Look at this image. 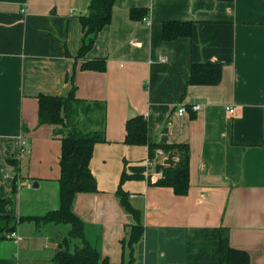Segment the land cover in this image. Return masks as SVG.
Wrapping results in <instances>:
<instances>
[{
    "label": "crops",
    "instance_id": "1",
    "mask_svg": "<svg viewBox=\"0 0 264 264\" xmlns=\"http://www.w3.org/2000/svg\"><path fill=\"white\" fill-rule=\"evenodd\" d=\"M88 6L0 0V216L14 219L20 237L0 239V264H56L70 231L18 219L59 206L61 141L38 124L37 97L65 96L73 69L76 98L99 103L105 115V142L90 163L98 192L79 193L73 203L85 240L113 264L128 258L121 240L133 220L114 185L124 161L147 159L146 146L124 143L125 122L142 115L148 142L187 144L190 163L184 196L145 180L123 184L142 212L137 264H185L188 231L214 227L229 230L230 246L248 253L250 264H264V0H115L110 23L76 59ZM133 8L147 10L145 21L129 17ZM165 21L191 22L192 35L164 41ZM95 59H105L103 72L80 69ZM192 64L220 65V82L186 87ZM181 105L198 109L180 115ZM77 240L70 251L82 246Z\"/></svg>",
    "mask_w": 264,
    "mask_h": 264
},
{
    "label": "trees",
    "instance_id": "2",
    "mask_svg": "<svg viewBox=\"0 0 264 264\" xmlns=\"http://www.w3.org/2000/svg\"><path fill=\"white\" fill-rule=\"evenodd\" d=\"M114 2L115 0H89L88 15L80 18L83 37L75 56L76 59L85 57L92 48L98 32L110 23ZM146 16L147 10L144 8H133L129 12L132 20H143ZM192 25L191 22L165 21L161 25L162 39L169 42L181 37H189L193 32ZM105 68V59L88 60L80 65L81 70L88 71L103 72ZM73 73L70 76V90L65 96L40 94L37 97L38 124L53 127V136L61 141L59 206L42 216L20 217L18 222L33 221L37 225L54 223L70 226L67 237L60 241L59 250L53 255V261L56 264H113L106 257H102L96 248L85 240L84 223L73 211V203L77 194L98 192L90 163L94 146L105 142L104 107L99 103L76 98ZM220 80V65L192 64L186 87L217 85ZM96 108L103 113L99 126L91 131L80 130L77 127L79 118L92 115ZM186 109L192 110L191 106H186ZM191 117L194 118L195 114ZM125 131L124 143L128 146H146L148 159H153L157 149H161L164 153L171 152L177 157L176 164L173 165H162L156 162L147 178L144 176L145 163L131 165L124 161L115 196L124 211L130 214L133 222L127 225V237L121 240L122 249L128 254V258H123L119 264H137L136 246L144 232L142 212L131 204L128 198L129 192L123 189V184L129 180H145L149 186L169 187L175 195H186L189 189L190 149L187 144L149 143L147 121L142 115L127 119ZM153 172H161V178H155ZM13 220L9 216H0V239L4 238L6 233L14 232L16 223ZM74 239L81 240L82 246L70 251V242ZM185 264H250V259L248 253L230 246L227 228H192L188 231L186 240Z\"/></svg>",
    "mask_w": 264,
    "mask_h": 264
},
{
    "label": "built area",
    "instance_id": "3",
    "mask_svg": "<svg viewBox=\"0 0 264 264\" xmlns=\"http://www.w3.org/2000/svg\"><path fill=\"white\" fill-rule=\"evenodd\" d=\"M143 21H145V19H143ZM161 61H164L163 58H160ZM192 111H196L198 109V106L197 105H194L191 107ZM186 108L184 105H181L179 108H178V114H183L185 112ZM232 111V110H230ZM26 144L27 142L25 140H21L20 141V152H25L26 150ZM165 156V153L161 150V149H157L155 151V155L153 157V159H146L145 160V171H144V176L147 178L150 174H151V171H153V168L156 164V162H159L160 164H162V158ZM164 165V164H163ZM153 175L155 178H161V172H153ZM8 238L14 240L15 242H17L20 237L17 236V234L15 232H11L9 233L8 235Z\"/></svg>",
    "mask_w": 264,
    "mask_h": 264
},
{
    "label": "rangeland",
    "instance_id": "4",
    "mask_svg": "<svg viewBox=\"0 0 264 264\" xmlns=\"http://www.w3.org/2000/svg\"><path fill=\"white\" fill-rule=\"evenodd\" d=\"M102 115H103V113L98 108H96L92 115L80 117L77 127L82 131L94 130L95 127L99 126V123L101 122ZM141 164H144V162H142ZM107 178H109V175ZM115 186H117V184L114 185V187ZM62 225H64V224H62ZM66 226L69 228V225H66ZM77 241H78L77 239H74L73 243H78Z\"/></svg>",
    "mask_w": 264,
    "mask_h": 264
},
{
    "label": "water",
    "instance_id": "5",
    "mask_svg": "<svg viewBox=\"0 0 264 264\" xmlns=\"http://www.w3.org/2000/svg\"><path fill=\"white\" fill-rule=\"evenodd\" d=\"M164 165H173L176 164V161L174 160V155L170 152L166 158V160L163 162Z\"/></svg>",
    "mask_w": 264,
    "mask_h": 264
}]
</instances>
